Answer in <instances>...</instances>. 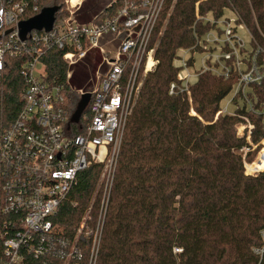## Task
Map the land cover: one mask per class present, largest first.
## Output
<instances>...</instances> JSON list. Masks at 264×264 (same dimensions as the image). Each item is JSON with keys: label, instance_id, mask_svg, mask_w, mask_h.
<instances>
[{"label": "trees", "instance_id": "1", "mask_svg": "<svg viewBox=\"0 0 264 264\" xmlns=\"http://www.w3.org/2000/svg\"><path fill=\"white\" fill-rule=\"evenodd\" d=\"M27 1L40 11L58 7L56 24L66 15L64 0ZM225 11L238 15L254 39L264 41V0H176L173 6L167 0L152 40L158 64L145 77L127 121L110 189L105 193L100 185L104 165L94 164L78 173L53 216L55 231L71 239L82 223L92 233L102 223L96 264L258 263L253 248L261 246L264 229V173L245 175L238 152L247 143L236 136L235 125L246 116L254 125L253 144L264 139V115L257 114L264 86L249 94L252 111L245 104L235 116L216 121L235 79L201 74L191 87L192 103L168 93L179 73L178 51L191 50L196 36L213 28L206 19L218 21ZM42 62L49 79L66 81L63 52L54 51ZM21 63L20 58L6 61L0 134L23 108ZM75 76L67 88L77 87ZM82 88L90 89L87 83ZM80 100L75 93L68 98L71 119ZM89 121L87 108L78 123L71 122L74 134H83ZM254 158L251 153L247 160ZM248 168L264 170V148ZM83 243L87 264L90 243Z\"/></svg>", "mask_w": 264, "mask_h": 264}, {"label": "built area", "instance_id": "2", "mask_svg": "<svg viewBox=\"0 0 264 264\" xmlns=\"http://www.w3.org/2000/svg\"><path fill=\"white\" fill-rule=\"evenodd\" d=\"M166 3L112 0L90 22H82L78 13L84 0H64L66 15L57 24L55 21L51 31H32L22 39L19 24L41 11L27 0H0V83L8 58L22 60L20 73L26 82L23 108L0 134V264H84L83 240L90 243L87 264H96L102 223L94 233L82 223L71 239L55 231L52 218L78 173L94 164L104 165L105 193L110 189L127 121L145 77L158 64L152 40ZM235 16L237 26L249 32ZM206 22L213 28L196 36L195 46L186 50L205 55L200 70H191L193 58H178L179 73L169 86V95L192 103L191 87L207 73L225 81L235 79V98H242L252 111L249 94L264 86V41L258 42L249 32L252 49L248 52L231 20H225L226 29L218 35L210 34L218 21ZM54 51L63 52L68 69L63 83L49 79L42 62ZM88 58L92 60L88 67L94 69L87 82L90 89L67 88L75 67ZM73 93L80 99L91 95L87 107L90 121L79 135L71 125L68 98ZM259 113L264 115V104ZM225 115L236 113L220 108L215 121ZM240 119L235 125L236 136L247 145L238 155L245 175L257 177L264 170L251 173L248 167L263 150L264 139L253 144L254 125L246 116ZM251 153L255 158L248 162ZM260 239L261 246L253 248L257 264L264 263V229ZM181 252L175 249V253Z\"/></svg>", "mask_w": 264, "mask_h": 264}, {"label": "rangeland", "instance_id": "3", "mask_svg": "<svg viewBox=\"0 0 264 264\" xmlns=\"http://www.w3.org/2000/svg\"><path fill=\"white\" fill-rule=\"evenodd\" d=\"M111 1L112 0H84V5L78 13L80 20L82 22H90L99 12L105 10ZM175 2L176 0H172V6L174 5ZM42 4H45V3H42ZM169 12H171V10ZM211 20L216 21L213 18ZM225 20H231L233 26L237 27L238 37L241 40H243V42H245L246 51L250 52L252 49V39L250 37V34L246 29H241L239 26H237V24L235 23L236 16H235V13L232 11H225L223 18L218 20L216 28L213 29L210 34L218 35L219 31L226 29ZM207 36L208 35H206L204 39H206ZM182 57H185L187 60L193 58L194 65L191 66V70H200L202 59L205 58V55L201 54L200 52L193 53L192 51H186V50L178 51L177 58H182ZM91 63H92V60L88 58L87 60L81 62L80 65L75 67L74 73L76 74V76L74 77V79H75V84L77 85V87L76 86L75 87L77 89L82 88L88 81L92 80L91 74L93 73V71H92V68L88 67V65H90ZM99 63L100 62H98V64ZM175 65H178V61H175ZM87 74L89 75L86 77V79H83ZM243 107H244V100L242 98H235V93L233 90L230 91L228 95H226V97L222 100V103L220 105L221 109L227 108V112L229 114H234L239 109H243ZM106 178L107 176H106V171L104 167V170H103V173L100 179V185H103L104 189H105V185L107 182Z\"/></svg>", "mask_w": 264, "mask_h": 264}, {"label": "water", "instance_id": "4", "mask_svg": "<svg viewBox=\"0 0 264 264\" xmlns=\"http://www.w3.org/2000/svg\"><path fill=\"white\" fill-rule=\"evenodd\" d=\"M59 11L58 7L54 8H44L37 16L23 21L19 24L20 37L25 39L26 36L32 31H51L55 20L56 14ZM91 99L90 94H85L81 97V100L77 106L75 114L73 115L71 122L78 123L83 113L87 110Z\"/></svg>", "mask_w": 264, "mask_h": 264}, {"label": "bare ground", "instance_id": "5", "mask_svg": "<svg viewBox=\"0 0 264 264\" xmlns=\"http://www.w3.org/2000/svg\"><path fill=\"white\" fill-rule=\"evenodd\" d=\"M76 1V0H75Z\"/></svg>", "mask_w": 264, "mask_h": 264}]
</instances>
